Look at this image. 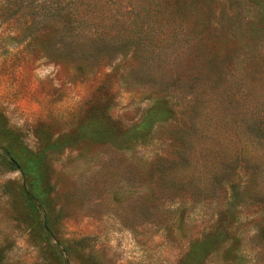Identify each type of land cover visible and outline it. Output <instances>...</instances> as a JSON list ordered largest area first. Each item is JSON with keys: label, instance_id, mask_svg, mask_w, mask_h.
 <instances>
[{"label": "rangeland", "instance_id": "1", "mask_svg": "<svg viewBox=\"0 0 264 264\" xmlns=\"http://www.w3.org/2000/svg\"><path fill=\"white\" fill-rule=\"evenodd\" d=\"M263 110L264 0H0V264H264Z\"/></svg>", "mask_w": 264, "mask_h": 264}, {"label": "trees", "instance_id": "2", "mask_svg": "<svg viewBox=\"0 0 264 264\" xmlns=\"http://www.w3.org/2000/svg\"><path fill=\"white\" fill-rule=\"evenodd\" d=\"M159 8L166 11L172 9V6L169 3H164L162 6L159 3H156L154 5L151 4L152 10L156 9L158 11ZM146 10L147 12L149 11L148 9ZM42 22H45V25H43ZM38 23L44 27L53 25L57 26V31H59V34L57 33L58 36H60V38H63V41L67 42L68 44L73 43L74 39L76 40L77 38V33H74V28L72 26V24L76 22L74 19H70L67 15H60L59 13H56L51 17V19H37V24ZM67 58L70 61L75 60V57L72 55H68ZM262 112V115H252L249 118V125L247 127V135L252 138L251 145L253 148V152H261V156H263V162L261 161L252 165L253 174L250 181V185H252L254 189V197L258 200V202L264 201V110ZM10 164L14 168H19L22 175L26 176V171L20 168L19 163L16 159L10 160ZM25 198L28 201H33V198L30 197L27 192H25ZM255 237L258 241L263 242L262 249L260 248L258 252L262 251V253H264V225L258 228Z\"/></svg>", "mask_w": 264, "mask_h": 264}]
</instances>
